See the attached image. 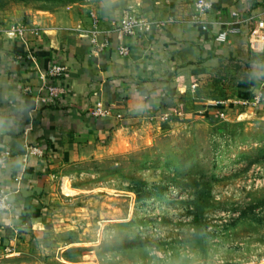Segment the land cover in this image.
Instances as JSON below:
<instances>
[{
	"label": "crops",
	"instance_id": "0c3cea01",
	"mask_svg": "<svg viewBox=\"0 0 264 264\" xmlns=\"http://www.w3.org/2000/svg\"><path fill=\"white\" fill-rule=\"evenodd\" d=\"M194 1L112 0L95 10L100 40L110 31V45L99 55L82 31L90 27V13L68 23L57 17L0 18V157L9 151L0 163V191L15 202L13 209L0 210V264L73 260L63 248L47 251L62 246L63 232L89 213L75 198L64 202L60 181L75 178L77 185L78 173L86 175L91 163L117 151V135L127 126L164 115L174 118L162 124L192 116L214 124L250 113L264 116V37L258 36L264 33V0H213L206 29L192 19ZM128 6L161 27L127 38L130 52L123 56L111 27ZM14 22L41 32L23 42L9 30ZM222 30L228 38L217 41ZM54 63L68 69L62 78L68 93L56 98L48 95L44 76ZM256 95L260 104L233 103ZM98 101L108 109L105 117L89 114ZM34 145L42 156L29 154Z\"/></svg>",
	"mask_w": 264,
	"mask_h": 264
},
{
	"label": "rangeland",
	"instance_id": "374dc122",
	"mask_svg": "<svg viewBox=\"0 0 264 264\" xmlns=\"http://www.w3.org/2000/svg\"><path fill=\"white\" fill-rule=\"evenodd\" d=\"M111 1L0 0V18L68 23ZM170 120L127 126L116 152L61 184L89 213L48 252L73 253L65 264H264V116Z\"/></svg>",
	"mask_w": 264,
	"mask_h": 264
},
{
	"label": "built area",
	"instance_id": "2783aa9c",
	"mask_svg": "<svg viewBox=\"0 0 264 264\" xmlns=\"http://www.w3.org/2000/svg\"><path fill=\"white\" fill-rule=\"evenodd\" d=\"M214 7L213 0H195L193 6V21L198 23L202 28L206 29L207 24L204 21L205 14ZM91 24L90 27L82 30L90 40L92 46L93 54H101L105 48L110 45L108 36L110 31H106L104 39L100 40V35L102 30L100 28V17L95 10L90 11ZM161 27V23H158L150 19L146 14L137 11L134 7L128 6L123 9L120 16L113 21L111 31L114 32V37L118 41L119 53L123 56L128 55L130 52V47L127 43V38H137L143 37L153 30V28ZM9 30L13 33L14 38H18L23 42H27V37L31 34H40V29L35 25L19 22L11 23L9 25ZM233 31V29H232ZM256 31H254L255 33ZM229 35V31L222 30L218 32L216 36L217 41H226ZM259 37H264L263 32L258 33ZM27 58L35 60V54L33 52H28L25 55ZM68 69L65 65L60 63H54L49 66V68L44 71L45 79L47 80L46 91L50 97L56 98L68 93L65 85L62 83V78L66 76ZM260 95H256L253 101L243 100V101H233L234 104L241 103L243 105H248L250 102L258 104L260 102ZM226 101H221L225 103ZM89 114L92 117H105L108 115V109L104 107L102 101L95 102L94 105L90 107ZM121 117V115H118ZM163 120L168 119L167 115L161 117ZM29 154L40 155L44 154L43 149L38 145L29 147ZM9 151H4L2 157H0V163L3 162ZM65 179H61V184L65 183ZM15 202L8 197L5 191H0V210L9 211L13 209Z\"/></svg>",
	"mask_w": 264,
	"mask_h": 264
},
{
	"label": "trees",
	"instance_id": "16d2710c",
	"mask_svg": "<svg viewBox=\"0 0 264 264\" xmlns=\"http://www.w3.org/2000/svg\"><path fill=\"white\" fill-rule=\"evenodd\" d=\"M169 118H170V117H169ZM172 118H174V117H172ZM172 118H171V119H172Z\"/></svg>",
	"mask_w": 264,
	"mask_h": 264
}]
</instances>
